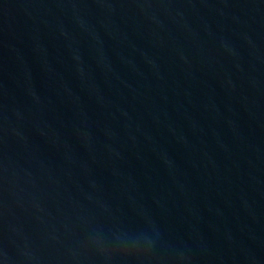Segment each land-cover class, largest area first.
I'll return each instance as SVG.
<instances>
[{
  "label": "water",
  "instance_id": "95a60500",
  "mask_svg": "<svg viewBox=\"0 0 264 264\" xmlns=\"http://www.w3.org/2000/svg\"><path fill=\"white\" fill-rule=\"evenodd\" d=\"M0 264H264V0H0Z\"/></svg>",
  "mask_w": 264,
  "mask_h": 264
}]
</instances>
